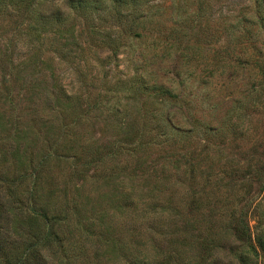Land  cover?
<instances>
[{
    "label": "rangeland",
    "instance_id": "rangeland-1",
    "mask_svg": "<svg viewBox=\"0 0 264 264\" xmlns=\"http://www.w3.org/2000/svg\"><path fill=\"white\" fill-rule=\"evenodd\" d=\"M254 2L0 0L6 255L50 225L45 264L198 260L211 243L209 264H241L248 244L264 264V80L252 64L264 70V24L245 23L257 11L264 21V2ZM36 215L54 218L46 227ZM242 218L247 245L232 230Z\"/></svg>",
    "mask_w": 264,
    "mask_h": 264
},
{
    "label": "trees",
    "instance_id": "trees-1",
    "mask_svg": "<svg viewBox=\"0 0 264 264\" xmlns=\"http://www.w3.org/2000/svg\"><path fill=\"white\" fill-rule=\"evenodd\" d=\"M125 1L127 0H112L113 3L119 5H123L125 3ZM132 3H136L137 0H129ZM264 0H255V6L258 8H263L262 4H263ZM262 3V4H261ZM72 8H75V6H77L79 9L82 10V2H77L76 5H74L73 3H70ZM264 5V4H263ZM254 19L252 21H250L249 19L245 20V23L252 25V27H254V25L259 24V26L263 25L264 21L260 15V13L257 11V14H255V17H253ZM45 20L43 21V24H48L50 21L48 18H44ZM258 20L257 23H255ZM54 21H56L57 23H62V18L61 16H56V18L54 19ZM139 36V35H137ZM264 63V60H262V64ZM253 67H255L258 70V77L262 78L264 80V70L262 69V67L260 66V64L256 61L255 63H252ZM261 67V68H260ZM256 78V77H254ZM255 80V79H254ZM256 82L252 83V87L254 88L256 86ZM158 88V92H160L162 95H167V97L171 96V93H169V91L161 86L157 87ZM261 91L264 93V85L263 87H260ZM263 95V94H262ZM30 198L32 197V193H29ZM12 200L9 204L13 203V201H16V197L13 195L11 196ZM18 202V200H17ZM199 200L193 198V200L191 201V204L194 206H196L198 204ZM19 204V203H18ZM3 210L2 205L0 204V214L1 211ZM40 218H42L45 221L46 227L47 224H50V219L52 220V218H54V216L52 217H48L46 215L43 216H39L36 215ZM247 225L245 224V222H243V218L242 220L239 219L236 222V226L233 227V231L235 232V236L237 237V239L240 241H244V243L247 245V237H245V233L247 232V229H245V226ZM8 234H4L1 233V227H0V264H43L44 263V259L42 257V255L40 254V250H42V248H48L50 245H48L49 241L52 240V238H55V235L52 233V226L49 225V228H47L44 232L43 237L39 240L36 239L37 241H32L31 243H28L25 245L24 250L22 255H19L18 257H13V256H8L6 255L5 251H4V246L5 244H7V239H9L7 236ZM10 241V240H9ZM212 245L205 247L206 250V254L205 257H208L209 253L211 252L214 243H211ZM255 244L257 245V249L261 252L262 256L264 257V231L261 234V236L257 237L255 240ZM44 250V249H43ZM253 253V254H251ZM238 257V260L241 262V264H252L253 262V258H257L258 257V252L255 248V246L253 245H249L247 247V251H243L239 254L236 255ZM254 256V257H253ZM204 259H186V258H180V259H175V260H170L172 258V256H169L167 258L166 261H164L162 264H209L210 261L207 262V260ZM45 264V263H44ZM133 264H148L145 261L139 262L138 260H134Z\"/></svg>",
    "mask_w": 264,
    "mask_h": 264
}]
</instances>
